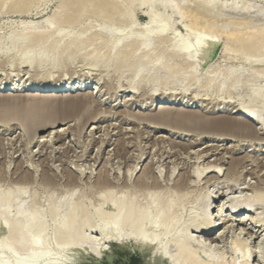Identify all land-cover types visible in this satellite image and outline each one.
Segmentation results:
<instances>
[{
	"label": "rangeland",
	"instance_id": "1",
	"mask_svg": "<svg viewBox=\"0 0 264 264\" xmlns=\"http://www.w3.org/2000/svg\"><path fill=\"white\" fill-rule=\"evenodd\" d=\"M4 1V4H0V215L12 218L24 217L20 235L17 240L9 244L10 249L17 255L24 256L27 253L26 250L20 249L17 243L25 234L30 239L53 238L56 240V245H60L62 239L56 238L54 231L66 216V208L63 207L66 202L74 205L83 202L93 212L94 208L101 204L103 195H107L111 190L115 192H112L115 203L111 201L104 206V209L116 211L118 209L116 199L123 196L121 194H124V190L127 196L130 194V198L126 196V199H135L138 195L140 198L138 200L141 202L146 193L159 192L161 197L168 194L165 197L169 196L182 202L181 210L179 209V215L182 213L183 216L179 227L182 237L187 233L194 239L196 237L203 240L210 248H213L210 250L215 256L221 254L218 257L219 260L226 259L229 263L237 258V254L240 258H244L243 253L246 250H248L246 253H249L252 249L257 256L251 258V264H263L264 255L260 250L264 247L263 225L255 224L253 227V231H257V236L255 243L253 242L249 249L239 246L236 239L251 241L248 231L254 224L252 220L255 222L256 217L258 219L264 217V208H258L259 204L255 206V212L252 209L244 214L234 215L230 207L226 209L223 206L236 196L253 195L254 197V194H258L255 197H260L264 189L262 129L264 126V75L262 74L264 51L259 56L262 59L259 58V63L255 67L257 69L254 70L249 65L252 63L251 60L256 58L252 57L256 53L250 51L243 54L244 56L239 55L241 52L235 51L234 46L228 44L227 36H225L227 31L223 32L221 29L232 26L234 20L230 14L232 12L229 10L222 12L217 9L219 6L213 8L216 11L210 10L212 14L208 16V22L214 24L217 21L220 28L212 39L209 36L211 34L202 32L197 27L190 28L191 14L182 8L178 0H174L178 10L169 12L170 25L169 22L167 23L169 36L165 42L167 49L164 45L165 49L170 52L178 42L204 34L202 36L205 39V43H202L204 56H202V63L189 67L192 73L186 67V63L181 64L185 62L184 56H181L184 61L180 58L182 62L178 63L188 69L185 73L192 75L186 74V78L183 77L185 73L182 71L185 69L182 67L180 71L184 74L179 71L176 77L178 79L167 81L162 70L160 71L163 78L161 72L153 70L154 68L149 70L148 67L143 71L138 69L139 72L136 69L140 67V65L137 66V61L143 55L141 53L146 52L147 55L150 49L152 51L157 46L154 44L159 42L156 38L143 44L137 51V56L140 55V57L136 58V65L132 60V53L128 52L130 53L128 56L126 53L117 55V44L114 42L113 35L112 38L107 37L109 41H113L112 43L105 40L99 41L98 45V42L91 40V44L89 39L87 41L91 46L89 47L87 42L85 46H82V43H79L81 37H91L95 30L101 31L108 28L101 18L89 15H83L73 23L66 21L65 18L62 21L67 23L58 24L54 37L56 46L51 50H42L41 53L35 51V54L44 55L47 58L45 61L33 63L21 61L18 57L28 48L30 40L22 34V31L32 26L44 29L47 25L46 21L59 9L64 0H31L30 3L26 2L28 6L25 3L21 4L25 6L24 10L19 9L18 2H15L17 0ZM214 1L219 4L223 0ZM241 1L253 3L258 8L256 6L254 15L251 13L253 16L244 12L239 15L240 19L239 16L235 18L232 13L233 17L236 20H242V26L248 28V31L251 29L250 23L256 27L258 23L264 25V0ZM135 6H131L134 12L132 23L127 24L126 27H120L118 23L108 29L111 31L116 29L122 36L140 35L139 30L145 28L153 31L155 25L145 14L147 5ZM258 9L261 11L258 12ZM249 17L254 18L258 23L249 22L252 19ZM245 21L247 24H244ZM260 25L259 27H263ZM118 26L120 29L117 28ZM95 44L100 48L97 46L98 49L93 50ZM118 62L119 64L122 62V66L118 65ZM126 63L134 64L126 66ZM240 67L247 73L238 77ZM253 71H256L255 75L261 74L263 78L261 75L254 76ZM209 72L228 74L230 77L225 75L223 78L224 76L220 75L222 79L218 77L209 83L206 82L208 75H205H210ZM159 74H161L160 77ZM236 76L237 78L233 79ZM42 78L51 79L54 83L73 80L77 86L65 93H51L50 90H46L37 94V91H32L33 87L30 88L29 85L38 83L43 80ZM223 79L232 81L231 85L229 81ZM237 79L239 80L236 81ZM85 82V85H80ZM14 84L19 85L18 89ZM133 84L136 92L134 88H130L134 86ZM5 85L7 87L2 91L1 88ZM131 89L134 90L131 91ZM255 97L257 99L254 101ZM38 98L48 99L47 105L39 109L37 107L26 109L37 103ZM254 104L259 106L260 117H263L259 124L256 119L251 120L259 131L256 134L253 132L251 134L247 130L227 133L226 130L223 132L216 128L217 125L215 127L211 126L213 125L211 123L208 125L207 120L216 116L240 118L242 115L230 114V111L241 108V105L247 108ZM162 106L166 107L162 108ZM163 109H169L170 113L163 114ZM25 110H32L30 116L25 113ZM193 114L202 115L208 119L204 117L206 121L202 118L194 120L189 116ZM225 132L229 135L228 137H225ZM209 165L217 166L215 168L221 170L220 174L205 171L199 177L200 170ZM140 191L144 192V195ZM9 193L13 194L14 199L10 201V204H6L3 197ZM133 193L137 194L133 196ZM208 194H210L209 200L206 199ZM115 195L120 197L115 199ZM184 195L186 197L182 201L181 198ZM204 203L212 206L207 215L218 226L212 235L219 237L224 233L218 240L209 242L211 236L209 230L198 231L193 224L206 216L202 208ZM54 204L59 207V211L52 214L48 211ZM33 209L39 212L34 219L31 216L34 213ZM1 223L0 245L2 242H7L12 234L10 221H8L9 224L7 221ZM91 224L84 223L80 227V232L88 238L96 237L95 241L90 245L87 242L82 244L83 248H89V252L85 254L80 252L73 257L74 264H146L151 248L140 245L134 238L104 239V234L110 230V224L104 226V231L97 230L93 227L94 224ZM160 225L154 227L146 221L145 233L149 235L156 232L157 228L163 229V223L162 226ZM122 232L125 233L124 228ZM169 236L171 235L161 241L164 247L172 246ZM216 245L219 248L215 247ZM101 247H104L106 253L98 257L95 252ZM168 249L170 251L172 247ZM107 253L115 254L111 257Z\"/></svg>",
	"mask_w": 264,
	"mask_h": 264
},
{
	"label": "bare ground",
	"instance_id": "2",
	"mask_svg": "<svg viewBox=\"0 0 264 264\" xmlns=\"http://www.w3.org/2000/svg\"><path fill=\"white\" fill-rule=\"evenodd\" d=\"M30 1L31 0H17L15 2H18L19 9L24 10V8H23V7H25V6H23L24 3H25V5L28 6V4L26 2L30 3ZM178 1L180 2L179 4L182 6V8L187 10V12H189L192 16V18L190 20L191 23L189 25L190 28L191 27H195V28L197 27V28H199L200 31L211 34L212 36L211 35H209V36L212 39L214 38L215 33L218 31L219 27H218V24L216 23L217 21L214 24H211L208 22L207 19H208V16L212 14V12L210 13V10L215 8V6H217V7L219 6L218 8L217 7L216 8L220 9L222 12L225 10L231 11L234 14L235 18H237V16L241 15V13H244V12L246 14L249 13V16H253L254 15L253 12L255 11L256 6H257V5H254L253 3L242 2L241 0H231L229 2H226V1L224 2V0H223L219 4L217 2H215L214 0H178ZM3 2H5V1L0 0L1 5L4 4ZM21 4H23V5L21 6ZM138 4H142V5L146 4L147 5V9L145 11V14L149 16L152 24L155 25L154 26L155 28H153V31L145 28V29L139 30L140 35L122 36L119 33L120 31H116V29H115V31L113 29L111 31L110 29H108V28H111L112 26H114L115 24L117 25L118 23H119L120 27H124V26L126 27L127 24L132 23L133 22L132 19L134 17L133 16L134 12L132 11L131 6H135ZM16 5L17 4L15 3V6ZM196 5H198V6H196ZM257 8H258V6H257ZM261 9H258L259 11L258 10L257 11L260 12ZM177 10H178L177 5L174 3V0H64V1H62L59 9L51 16V18L49 20L46 21L47 25L45 26L44 29H41L38 26H32L31 28L22 31V34L25 37H28L30 40L28 42V46H27L28 48H26L25 50L22 51V53L19 55L18 59H20L21 61H24V62H28V63H33L34 61H37V62L45 61L47 58L42 54H40V55L35 54V51H38L41 53L42 50H51L56 46L54 37H55L56 32L58 30V28H57L58 24L60 25L62 22L65 23L66 21L73 23L74 20L76 21L77 18H79L83 15L84 16L89 15V16H95V17L101 18L104 21V24L108 28H104L101 31H99L98 29L95 30L94 35L92 34L91 37H81L79 39V43H82V46H85L84 44L86 42L89 46V43L87 41L89 39H90L89 40L90 43L92 40L94 42L95 41L98 42V45L100 44L99 41L104 42L106 40V42H111V41H109V39L107 37L111 36V38H112V35H113L115 37L114 42H115V44H117V50H116L117 55H120L121 53H123L122 55H125V53H126V56H128L130 53H132V55H131V56H133L132 60L136 65L135 60H136V58L140 57V55L137 56L138 55L137 51H139V49H141L143 44H145L146 42H150L154 38H156L159 40V42L154 43V44H157V46H155V49L152 47L154 50L152 49V51H151V49H150L151 52L148 50L149 52H147V55H146V52L141 53L143 55H141V57L139 58L140 60L137 59L138 60L137 66L140 65V67L139 66H138V68L136 67L137 71H138V69H140V71L141 70L143 71L145 69L147 70V68L149 67V70L153 69V68H154L153 70H158V71L162 70L164 77H165V80H167V81L169 79H178V78H176L177 74L180 70L182 71V67H184V66H180V64L178 62H182L185 59V62H183L181 64L184 65V63H186L185 65H186V67H188V69H189V67H195V65H197L198 63L201 62V60L203 59L202 56H204V54H203L204 50L202 51V47H204L203 46L204 44H202V43H205L204 42L205 39L202 37L204 34L202 36L199 35L200 37L195 36L193 38L188 39L187 41L178 42L176 44L175 48L170 50V52L166 50L167 47H166L165 42L167 41V38L169 36L168 27L170 25L169 12H177ZM213 10H215V9H213ZM232 13H230V14L232 15V19H234L233 22L234 21L235 22L234 23L232 22V26L226 27L227 30L221 29V31H223V32L227 31V32H225V34L227 33L225 36H227L228 44H232L234 46L233 49H235V51L238 50L239 53L241 52V54H239L237 52L239 55H243V54L245 55V53H248V52L250 53V51H251V53L257 54V55L252 54L253 55L252 57H256V58L255 59L253 58L254 60L252 59L251 60L252 63H250V65H249L254 70H256L257 68L255 69V67H257V65L259 63V58H261L259 56L264 51V28H263L264 25H260L261 23L259 24L258 22H255V21H257V20H254L255 16H254V18L249 17V18H252L254 21H250L252 19L249 20L246 18L247 20H249V22H255L256 24L258 23V25H257L258 27H256L255 25L250 23L251 29H249V31H248V28L246 29L245 27L242 26L241 23L243 21L239 20L241 16H239L238 17L239 19L236 20L233 17ZM251 13H253V15H251ZM260 14L261 13H259V15ZM262 15H263V13H262ZM220 16H222V15H220ZM220 16H219V18H220ZM67 18L69 20H67ZM243 18H245V17H243ZM63 19H65L66 21H62ZM262 19H263V16H262ZM168 22H169V25L167 26ZM245 23H246V21L244 22V24ZM259 25L263 26V27H259ZM246 26H248V25H246ZM117 28H119V26ZM244 29H246L247 31ZM219 30H220V28H219ZM221 31H219V32H221ZM90 34L89 35L87 34V35L90 36ZM148 34H150V35H148ZM111 38H110V40H111ZM0 40H1V37H0ZM118 41H120V43H118ZM96 44L94 45L93 50L100 48L98 45H97L98 46V48H97ZM101 45H104V44L101 43ZM164 45H165L166 49H165ZM90 51H91V49H90ZM128 52H130V53H128ZM144 55H146V56H144ZM181 56H184V59L181 58ZM122 57L127 58L125 56H122ZM150 57H152L151 61H150ZM249 57L250 56H248V58ZM180 58L183 60L181 61ZM129 59H125V60L128 61ZM179 59H180V61H179ZM122 62H123V60H122ZM122 62H120V64ZM120 64L118 62V65H120ZM127 64L128 63H126V66H132L133 65V64H130V65L129 64L127 65ZM187 64L190 66H188ZM120 66H122V64ZM184 69H185V67H184ZM188 69L186 68L182 72L185 73ZM243 69H246V68L243 67ZM249 69H251V68H249ZM233 70H235V69L233 68ZM189 71L192 73V71L190 69H189ZM236 71H238V69ZM239 71H240V74H238V77H241L244 73H247L244 70H241V67H240ZM246 71H247V69H246ZM162 72H161V74H162ZM223 72L226 73V71H223ZM255 72L256 71H253L254 76L261 75V74L255 75L256 74ZM259 72H260V70H259ZM184 73H182V74H184ZM209 73H210V75L205 74L206 76L208 75L207 77L205 76L207 78V79L206 78L205 79H206V82L208 81L209 83H211V81L217 79L218 77L222 79V76L220 77V75H223L224 76L223 78H225V75L228 76V74H217L215 72L214 73L209 72ZM235 73L237 74L238 72H235ZM18 74H20V73H18ZM161 74H159V77L161 76ZM163 74H162V78H163ZM182 74H179V75L181 76ZM186 74H188V73H185L183 75V77L186 78ZM190 74H188V75H190ZM262 74L264 75V72ZM179 75H178V77H179ZM228 77H230V76H228ZM236 78H237V76L233 79H236ZM261 78H263L262 75H261ZM239 79H237L236 81H238ZM189 80H190V78H189ZM223 80H227V79H223ZM227 81H229V80H227ZM229 83L231 85L232 81H229ZM85 84H86V82L84 84H80V85H85ZM204 84H205V82H204ZM14 85H16L15 88L17 87V89H18L19 85L18 84H14ZM76 86L77 85H75V81H73V80L62 82V83H54L51 79H47V78H45V79H43V80H41L38 83H35L33 85H29L30 88L33 87L32 91H37L36 92L37 94H40V93H42V91H46V90H50L51 93H53V92L65 93V92L73 90ZM218 86H219V83H218ZM224 86H225V84H224ZM6 87L7 86L5 85L4 87L1 88V90L2 91L5 90ZM130 88L135 89V85L133 87H130ZM134 89H131V91ZM134 92H136V89L134 90ZM197 98H198V96H197ZM77 99H79V98H77ZM256 99H257V97L254 98V101ZM47 100L48 99H45V98H43V99L38 98L36 100L37 103L33 104L32 107L26 108V109H32L35 107H37L39 109L40 107H43V105H45L48 102ZM164 107H166V106H162V108H164ZM31 111L32 110H25V113L28 114V116H30ZM232 111H230V114L234 113V114H238L240 116L242 115V117L239 118V117H234V116H216V117H212V118L208 119V117L206 118L205 116L197 115V114H193V115H189V116L192 117L194 120H198V119L200 120L202 118V120L204 119L206 121V119H208L207 120V122H209L208 125L210 123L213 124L211 126H214V127H215V125H217L216 128L223 130V132H224V130H226L227 133L229 131L235 132L238 130H247L250 133L253 132L255 134L257 132H259V131H257L258 130L257 127H255L251 123L252 119H256L258 121V124L260 123V120H263V117L262 118L260 117L261 116L260 115L261 110L259 109V106L254 104V105L246 108V106L243 107V105H241V108H238L237 110H232ZM162 113L163 114H165V113L169 114L170 111H169V109H163ZM154 118H156V116ZM164 124H165V122H164ZM195 127H197V126H195ZM262 129H263V134H264V126ZM207 131H208V129H207ZM214 132H213V134H214ZM199 133H201V132L199 131ZM227 133L225 134V137L228 135ZM234 134H236V133H234ZM210 135H211V133H210ZM217 135L220 136V134H218V133H217ZM239 135H240V132H239ZM246 135H248V134H246ZM231 136H232V134H231ZM258 137H260V135ZM190 153H191V151H190ZM199 155H201V154H199ZM220 159H219V161H220ZM224 162H225V160H224ZM215 167H217V166H212V165L206 166V168L204 167V169L200 170L199 173L197 170L198 176L201 177V175L205 171L215 172L216 174H220L221 170L218 168H217L218 169L217 170ZM197 169H200V168H197ZM256 176H257V174H256ZM144 177H145V175H144ZM214 177H215V175H214ZM146 182H147V180H146ZM236 182H237V180H236ZM178 186H176V187H178ZM145 187H147V186H145ZM109 189H111V188H109ZM106 190L108 191V189H106ZM127 190H129V189H127ZM114 191H115V188H114ZM159 191H161V190H159ZM262 191L261 192L263 194L262 195L260 193L259 194L264 198V196H263L264 195V189ZM112 192L113 191L110 190L107 195H105V196L103 195L101 204L98 205L99 208H97L98 207L97 206L96 208H94L95 211H93V212H91L86 207V205L83 204V202L80 204L77 203V205L71 204L70 202H66L63 206L64 208H66V212H67L66 216L61 221L60 225H58L55 228V231H54L55 237L56 238L58 237V239H62V243L60 245H56V243H55L56 240H54L53 238L47 239V238L40 237V238H36V239H30L29 236L27 234H25L23 236V239L18 240V243H17L18 247L20 249L26 250L27 253H25L24 256L17 255L9 247V244L11 242H13L14 240H17V238L19 237L21 222L24 219V217L18 216V217L12 218L10 216L8 217L7 215H5V216L0 215V223L4 220L3 222L7 221V223H8V221H10V225L12 224V226H11V229H12L11 238L7 242H2L0 245V247H1V249H0V264H74L73 260H72L73 257H76L77 254H79L80 252H81V254H85V253L89 252V248H87V247L83 248L82 244L87 242L88 245H90V244H92V242L95 241V238H96V237L95 238H92V237L88 238L87 236L83 235L80 232V227L84 223L85 224L92 223L91 225L94 224L93 227H96L97 230H100V231H102L106 227L107 224L108 225L110 224V226H111L110 230L108 229L109 231L104 234V237H103L104 239L116 240L115 238L122 237L124 240H127L128 238H134L140 245L151 248L152 251H151L150 257L148 258L146 264H169V263H172V264H251V258H253V256H254V258H255V256H257V253H255L254 250L250 249L251 251L249 253H246L248 250H246L245 253H243L244 258H240V256L237 254V256H236L237 258H235L234 261H231V263H229V262H227L226 259L219 260L218 257L221 256V254L219 253L220 254L219 256H215L214 253H212L210 250L213 248H210V246L207 243H204L203 240L196 239V237L194 239L193 236H190L187 233L184 235V237H182L179 233V229H180L179 227H180V224H182L181 222L183 220L182 213H180V215H179V209H180V205L182 207V202L179 199H177V200L172 199L169 196L165 197L168 194L165 196L162 195V197L164 196L162 198L160 195L161 193L159 194V192H148L144 196L145 199L143 197V202H141V201H139L140 198L138 197V195L135 196V199H132V198H131V200L126 199L127 193H125V190H124V194H121V196L123 195L122 197L119 196L120 197L119 198V197H117V195H115V199L119 198V199H116L118 201L115 200L117 202L116 205H118L117 206L118 209L116 208L117 209L116 211H107L104 209V206L106 204H109L111 201L114 202ZM140 192L142 193V191H140ZM113 193H115V192H113ZM136 194L133 193V196ZM169 194L171 195V193H169ZM142 195H144V192L142 193ZM172 195H174V194H172ZM185 195H186V193H185ZM185 195H184V197L182 196V198H181L182 201H184L183 198L186 197ZM255 195H258V194H254V197H253V195L249 196V197L236 196V197L228 200L226 203L224 202L225 204L223 203L224 204L223 206L226 209L230 207L231 213L234 215H239L241 213L244 214L245 212H249L252 209H254L255 206H258L259 204H260V206H258V208L259 207L264 208V199L261 198V196L255 197ZM128 196H127V198H128ZM208 196H210V194L207 195V197H206V199L208 198L207 200L210 199ZM129 198H130V196H129ZM138 198H139V200H138ZM12 199H14L12 193L4 195V197H3V201L6 204H10L11 203L10 201H12ZM228 203H230V204L227 205ZM205 204L206 203H204V205H202V208H203L206 216L203 217L201 220H197V221L193 222V224H195L194 226H195L196 230H198V231H203V230L208 231L209 230V234L211 236L209 237L210 240L209 239L208 240L210 242L211 240L215 241V240L220 239V237H223L224 233L220 234L219 237L217 235H216V237H214L212 235L213 231L218 226L207 215V214H209V211H211L212 206L211 205H205ZM55 205L56 204L51 206L49 208L48 212H51L52 214L57 213L59 211L58 210L59 207L57 205L56 206ZM33 210H34V213L31 215L32 219L36 218L37 214H39V212L35 211V209H33ZM255 210L256 209H254V212H255ZM256 218H257V220L255 222L252 220V222L254 223L253 226L252 227L249 226L250 230L248 231V234H250L249 239L251 238V241L246 242V241H244L245 239L244 240H240V238L238 240L236 239L237 243L240 244L239 246H242L244 249L245 248L249 249L251 244H253V242L255 243V241H256L257 231L256 232L253 231V227H255V224L264 226V219H262L264 217H262L260 219H258V217H256ZM250 219H251V217H250ZM262 220H263V223H262ZM146 221H149L150 224L154 227H157L159 224H161L160 226H162V223H163L164 228L163 229L157 228V231L155 230L156 232H153V233L148 235L145 233V229H144V224ZM243 221H245V219ZM122 228L125 229V233L122 232ZM218 231H219V228H218ZM168 235H171V236H169L170 237L169 242L171 243L170 245H172V246L164 247L163 245H161V243H162L161 241L166 239V237ZM262 240L264 241V239H262ZM207 246H209V247H207ZM263 246H264V242H263ZM168 247H172V250H170L171 252L169 251ZM215 247H217V245ZM217 248H219V247H217ZM166 250H167V252L169 251L170 253L169 252L167 253ZM220 250H222V249H220ZM260 250H261L262 255H264V247H261ZM105 253H106V251H105L104 247H101L100 250L95 252L96 256H98V257L103 256ZM107 254L112 257V255H114L115 253H107ZM216 255H217V253H216ZM254 261H255V259H254ZM259 261H260V259H259ZM262 261H264V260H262Z\"/></svg>",
	"mask_w": 264,
	"mask_h": 264
}]
</instances>
